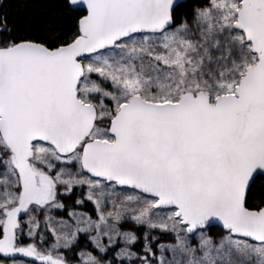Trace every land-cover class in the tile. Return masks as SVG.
<instances>
[{
  "label": "snow or ice",
  "instance_id": "6c2138e0",
  "mask_svg": "<svg viewBox=\"0 0 264 264\" xmlns=\"http://www.w3.org/2000/svg\"><path fill=\"white\" fill-rule=\"evenodd\" d=\"M0 264H264V0H0Z\"/></svg>",
  "mask_w": 264,
  "mask_h": 264
}]
</instances>
